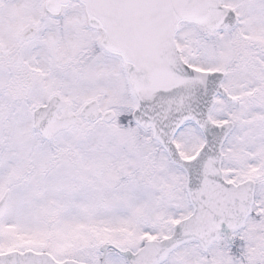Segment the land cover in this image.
Returning <instances> with one entry per match:
<instances>
[{
	"label": "snow or ice",
	"instance_id": "obj_1",
	"mask_svg": "<svg viewBox=\"0 0 264 264\" xmlns=\"http://www.w3.org/2000/svg\"><path fill=\"white\" fill-rule=\"evenodd\" d=\"M0 264H264V0H0Z\"/></svg>",
	"mask_w": 264,
	"mask_h": 264
}]
</instances>
